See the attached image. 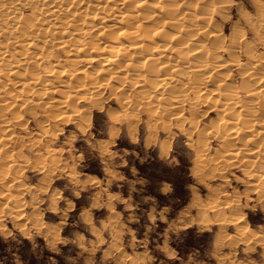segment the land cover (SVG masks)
Returning a JSON list of instances; mask_svg holds the SVG:
<instances>
[{
    "label": "rangeland",
    "instance_id": "rangeland-1",
    "mask_svg": "<svg viewBox=\"0 0 264 264\" xmlns=\"http://www.w3.org/2000/svg\"><path fill=\"white\" fill-rule=\"evenodd\" d=\"M102 1L115 10L119 8L120 11L132 12L134 19H139L140 13L148 12L147 4L151 3L150 0ZM191 1L194 2L191 3ZM216 1L174 0L175 12L176 14L179 12L177 16L181 28L189 25V30H184L182 33L184 37L192 32L193 35H187V37L196 39L194 44L206 46L208 52L213 49L212 53L217 52L218 58L212 60L214 63L210 61L212 62L210 69L212 78L217 80L224 76L226 84L228 83L225 88L229 87L228 91L240 90L241 94H239L243 97L246 92L242 89L245 90V86L240 84L246 77L248 79L247 74L264 77V59H260L264 58V0ZM219 2L222 3L217 4ZM226 2L229 7L225 4ZM200 4L202 7L206 6L204 14L200 13L202 8L198 10ZM19 7L17 20L20 23L25 20L21 24L29 25L36 21L37 17L33 15L31 7L28 9L26 5ZM216 11L219 12L216 13ZM69 14L70 12L67 11V18L71 19ZM22 16L28 17L24 19ZM201 17L207 19L203 22L199 19ZM76 20L70 21L68 25L71 31L67 29L71 33L67 31L44 35L41 30H37L20 36L5 29L7 21L2 22L0 17V28L5 29L4 32H0V41L3 40L2 42L5 43L12 41L14 35H16L15 40L34 37L32 38L34 48L37 52L39 50L42 52L41 61L32 68L28 66L30 68L28 72H25L24 68L20 69L22 75H29L31 69H37V72L33 70V73L41 74L52 67L49 69H59L57 71L61 74L65 73L64 70H71L72 73L75 71L73 77L76 79L71 78L67 85L64 83L61 89L58 88V92L55 91L56 93H49L43 85L40 88L33 87L29 91L30 88H19L10 84L17 78L9 71L5 72L13 66L12 63L2 65L3 71L0 72V81L3 83L0 89L3 90L0 93V161L2 162L0 163V264H264V180L262 181L264 179V137L261 133L264 131V123L261 122L262 124L259 125L255 122L257 120H254L258 115V118H263V111L261 112L257 105L255 109L252 108L254 105L250 102L252 100L245 101V109L241 106L236 107L240 114L233 120L237 121L238 127L248 117L249 122L246 121L255 124L252 128L258 129L261 126L257 130L260 135L256 133L257 136L253 135L254 128L250 130L253 133L243 130L250 135L240 133L244 139L239 143L238 139L228 136L226 130L224 133L220 124L217 125L220 121L217 117L220 114H217L220 112V117L227 114L229 116L231 111L227 113H224V110L221 111L224 106L223 96L218 97V101L213 100L216 96L213 97L208 91L210 86L211 89L214 88L210 85L211 80L205 81L207 83L205 87L208 89L201 93L203 89L199 92L197 89L204 86V83L198 86V81L192 82L191 79L185 78L182 80L184 89L182 92L173 94L170 91L163 93L157 91L149 95L135 81L138 78L136 75L114 77V80L104 76L100 71L97 73V69L101 68L99 65L90 64L88 55L104 51L94 47L100 44L102 34L99 31L95 34L94 32L97 31L93 29L105 27L103 29L117 31L119 27H115L120 24L112 16L104 17L102 24L97 18L90 20L85 27L93 25L94 27L85 34L87 46L84 45L80 51L73 52L70 43L63 45L58 43V40L71 36L77 37V40L79 37L83 39L79 29L73 30L71 25L74 23V26H77L75 28H78L80 21ZM47 24L49 21L44 22L45 26ZM202 25L206 26L199 29ZM195 29L198 32L195 33ZM206 30L211 34L202 35L201 33ZM232 32H236L233 34H237V37L234 36L236 38H232ZM39 33L43 35L39 36ZM11 35L13 38L10 37ZM212 39H216L215 43ZM48 40L51 42L49 43ZM20 42L17 41L13 46V52L11 51L14 58L28 50V47H24L23 42ZM18 43L26 50L19 47ZM55 43L59 45H53ZM44 49L46 51L43 52ZM16 51L19 53L17 54ZM230 51H232L231 54L228 53ZM231 58L232 60L228 61ZM47 60L50 63H46ZM234 60L237 62L233 63ZM6 62L8 63V61L4 63ZM59 65L62 68H58ZM85 65L86 68H84ZM77 69H82L85 73L79 75L76 73ZM86 71L94 72L90 74ZM91 79L95 82H89ZM71 83L77 85L72 87ZM191 86L192 88L189 89ZM24 90L28 91L23 94ZM6 91L9 92L6 94ZM81 92H85L84 95ZM160 99L166 102H161ZM86 100L89 101L85 102ZM210 100L212 102H209ZM56 101L59 102L58 105L55 104ZM174 101L175 103H171ZM246 110L251 111L249 113L252 115L248 111L245 112ZM240 118L243 119L241 122ZM64 120L65 122H62ZM208 128L210 129L207 130ZM9 129H11L10 132H8ZM204 131L206 134L202 133ZM211 133L214 134L211 135ZM259 136L263 139L260 140ZM245 137L252 140L256 138V140L243 147L241 145L247 139ZM188 138L192 141L190 142ZM199 138L203 140V145L206 147L202 146ZM225 138H228L226 141L230 140V147L235 144L231 147L232 149L230 148L231 150L224 148L229 147L228 141L224 142ZM197 140L200 142L198 143ZM199 146L204 148L201 149ZM235 146L239 147L235 148ZM4 150L5 154L8 152V157L5 156ZM196 150L201 153H197ZM229 154L233 156L231 155L230 158ZM244 160H247L249 166ZM259 164L260 167H258ZM244 169L246 171H242ZM254 171L259 173L256 174ZM261 186L263 187L260 189ZM16 193L17 196H15ZM17 211L22 214L19 212L17 214ZM15 213L19 215L17 218Z\"/></svg>",
    "mask_w": 264,
    "mask_h": 264
},
{
    "label": "bare ground",
    "instance_id": "bare-ground-1",
    "mask_svg": "<svg viewBox=\"0 0 264 264\" xmlns=\"http://www.w3.org/2000/svg\"><path fill=\"white\" fill-rule=\"evenodd\" d=\"M113 1H115V0H112V2ZM139 1V0H138ZM144 1V0H143ZM147 1V0H146ZM151 1V3L150 4H147V9L146 10H148V12H146V13H144L143 11V13L141 14L140 13V15H141V17L139 18V19H134V15H132L131 13L132 12H128L127 10L126 11H120L119 10V8H118V10H115V9H113L111 6H109V4H107V3H103V1L101 2V0H0V17L2 18V22H3V20L6 22L7 21V25H6V27H5V29H8V30H10L11 32H13L12 34H17V35H20L21 36V34L23 35L24 33H34L35 31H37V30H41V32L45 35V34H53V33H64V32H67L68 31V25L70 24V21L72 22L73 20L75 21L76 19L75 18H77V19H79V20H76V21H80V26H82V25H84V26H82V27H78V28H75V27H77V26H74V23H72L71 25H73L72 27L74 28H72L73 30H76V29H79V33L80 34H82L83 35V39H81L82 37H79V39H81V41H78L76 38L77 37H69V38H67V39H60V40H58L59 42L58 43H60V44H63V45H65L66 43H70V45L72 46L71 47V50L73 51V52H76V51H80L81 49H83L84 48V45L85 46H87V41H86V39H85V34H87L88 33V31H90V30H92L93 29V27H94V25L93 26H87V27H85V24L86 23H88V22H90V20H94V19H98L99 21V23L101 22V21H104L103 20V18L104 17H110V16H112V17H115L117 20H118V22H119V24H120V26H116L115 28H118L117 29V31L115 30H112V31H110V30H106V29H103V28H105V27H101V29H93L94 31H97V32H94L95 34H98V31H99V33H101L102 35H101V38H100V44L99 45H97L96 44V46H94L97 50H99V48H101L102 50L101 51H104V52H102V53H99V51L96 53L95 51H96V49H94L95 51V55H88L89 56V59H88V61H89V63L90 64H92V65H99L100 66V68L101 69H97V73H98V71H100V72H102L103 74H104V76L106 75L107 77H109V78H119V77H124V76H127V75H129V74H133V75H136L137 77H134V78H137V80H135V81H137L138 83V85H141L143 88H144V90L145 91H147L148 93H149V95L151 94V92H157L158 91V93H163V92H171V93H175V92H177V93H179V92H182L184 89H183V85H182V80L184 79L185 80V78H189V80L191 79V81L192 82H196V81H198V86L200 85V83H204V86L202 85V87H200V88H198V86H196V87H194V88H196L197 90H198V92L200 91V90H202V91H200V93L201 92H203V91H206L207 89H208V87H205V85L207 86V83H205V81L206 80H211L210 82L212 83V84H210L209 83V81H208V83L210 84V85H213L214 86V88L213 89H211L212 87L210 86L209 87V93L214 97V95L217 97H215L213 100L214 101H218V97L220 98V97H222L223 96V104H224V106H223V109L221 110L222 112H223V110H224V113L226 112L227 113V111H231V112H229V116L231 115V117H229L228 116V114L225 116V115H223L222 117H220L221 116V113L219 112L217 115H219V116H217L219 119H220V121H218V118H217V121H218V123H217V125H219L220 124V127L222 128V129H224V133H225V130L228 132V136H231L232 137V139H238V141H239V143H240V141L242 140V139H244L242 136H240V133H245V132H251V133H253L252 131H250L251 129H255V127H253L252 128V126L253 125H255V124H250V123H248L249 121L247 120V119H249V117L246 119V120H243L242 118H240L241 120H240V122L243 120V121H245V122H247V123H245V122H241V123H243V124H241L239 127L237 126V125H239V124H236L237 123V121L235 120H233L234 119V117L236 116V115H239L240 114V112H239V110H236V107H240L241 106V108H244L245 109V107H246V104H245V101L246 100H252V101H250V102H252L254 105L252 106V108H256L257 106H259L258 108H259V110L264 114V77H256V76H254L252 73H250V74H247L248 75V79H244V77L242 78V79H244V81H242V83L240 84L241 86L242 85H244L243 87H244V89L245 90H243L242 89V87L240 86V88L242 89V91L243 92H246L245 93V95L243 96V97H241V93H240V90H238L237 91V89L236 90H233V89H231V90H233V91H228L227 90V88H229V87H226L225 88V85L227 86L228 85V83L226 84V80H225V77L223 76V77H221V78H217V80L215 79H213L212 78V76H211V73H210V69H211V65H212V62L214 63V61H212V60H214V59H217L218 58V54H217V52H213L212 53V51H214V49L211 51V52H208L206 49V46L204 47V45H203V47L202 46H200V44L199 45H197V43L196 44H194L195 43V40L196 39H194V38H189V37H187V35L184 37V35L182 34L183 33V31L185 30V31H187V30H189V25L188 26H185V27H183V28H181V24H180V22H179V19H178V14H179V12H177L178 14H176V12H175V7H174V5H175V3H174V0H150ZM149 1V2H150ZM179 1H181V0H179ZM208 1V0H207ZM219 0H217L216 2H218ZM228 1V0H227ZM232 1H234V0H232ZM134 2V1H133ZM149 2H147V3H149ZM186 2V1H185ZM192 2H194V1H191V3ZM197 2V1H196ZM137 3V2H136ZM198 3V2H197ZM201 3V2H200ZM220 3H222V2H219V3H217V4H220ZM228 2H226L225 4H227ZM126 4V3H125ZM183 4H185V3H183ZM206 4H208V3H206ZM232 4V3H231ZM262 4V3H261ZM260 4V5H261ZM23 5V7H24V5H26L27 6V9L28 8H32L33 9V15L35 16V17H37V19L36 18H34V19H36V21H34V22H32L31 20H29V21H31L32 23L31 24H29V25H23V24H21V23H23L25 20H23V22H19L17 19H18V11L20 10H18L17 11V9L18 8H20L19 6H22ZM186 5V4H185ZM190 5V4H189ZM204 5V4H203ZM209 5V4H208ZM228 5V4H227ZM126 6V5H125ZM145 6H146V4H145ZM187 6V5H186ZM192 6H194V4H192ZM226 6V5H225ZM140 7H142V6H140ZM190 7H191V5H190ZM204 7H206V6H201V4H200V7H198V10H199V8H202L201 10H202V12H200V13H203L204 14V12L203 11H205V8ZM210 7V6H209ZM212 7V6H211ZM228 7H229V5H228ZM127 8V7H126ZM126 8H124V9H126ZM145 8V7H144ZM222 8V7H221ZM221 8H219V9H221ZM225 8V7H224ZM140 9H142V8H140ZM72 10V11H71ZM123 10V9H122ZM143 10V9H142ZM193 10V9H192ZM221 10H224L225 11V9H221ZM70 12V17H71V19H69V18H67V15H66V12ZM145 11V10H144ZM165 11V12H164ZM200 11V10H199ZM223 11V12H224ZM102 12H104L103 14H101ZM140 12V11H139ZM181 12V11H180ZM217 12H219V11H216V13ZM134 13V12H133ZM189 13V12H188ZM212 13H214V12H212ZM211 13V14H212ZM215 13V14H216ZM101 14V15H100ZM181 14V13H180ZM190 14H192V13H190ZM68 15V16H69ZM197 15H199V14H197ZM189 16H191V15H189ZM202 16V15H201ZM203 16H205V15H203ZM211 16V15H210ZM223 16V15H222ZM26 17H28V16H26ZM25 17V18H26ZM185 17H188V16H185ZM22 18H24V16H22ZM21 18V19H22ZM24 18V19H25ZM223 18H225V17H223ZM27 19V18H26ZM101 19V20H100ZM201 21H203L204 22V20L205 19H207L206 17L204 18V17H201V18H199ZM244 19V18H243ZM9 20L11 21V22H9ZM112 20V19H111ZM244 20H246V19H244ZM20 21H22V20H20ZM29 21H27V22H29ZM45 21H49V24H47L46 26L44 25V22ZM105 21H107V20H105ZM109 21V20H108ZM207 21V20H206ZM205 21V22H206ZM213 22V21H212ZM0 23H1V21H0ZM76 23V22H75ZM98 23V24H99ZM112 23H114V22H112ZM150 23H152L151 25H149ZM207 23H208V21H207ZM215 23H218V22H215ZM4 24H6V23H4ZM3 24V25H4ZM77 24V23H76ZM75 24V25H76ZM97 24V25H98ZM101 24H102V22H101ZM105 23H103V25H104ZM192 25H193V23H191ZM197 24V23H196ZM213 24V23H212ZM211 24V25H212ZM78 25V24H77ZM208 25V24H207ZM41 26H43V27H41ZM108 26V25H107ZM206 26V25H205ZM204 25H202V27H199V29L200 28H202L203 29V27H205ZM216 24L214 25V28L216 29ZM219 26V25H218ZM2 27V26H1ZM83 27H84V29H83ZM122 27V28H121ZM68 28V29H67ZM109 28H110V26H109ZM113 28V27H112ZM5 29L4 28H0V32H4L5 31ZM197 29V28H196ZM195 29V33L196 32H198L197 30ZM213 29V28H212ZM220 29V28H219ZM101 30V31H100ZM208 30H209V28H208ZM208 30H206L205 32H202L201 34L202 35H204V33H205V35H206V33H208L209 31ZM217 30H218V28H217ZM216 30V31H217ZM69 31H71L70 29H69ZM68 31V33H71V32H69ZM87 31V32H86ZM203 31V30H202ZM215 31V30H214ZM113 32V33H112ZM199 32H201V30L199 31ZM212 32V31H211ZM7 33H9V31L7 32ZM78 33V34H79ZM192 32H190V35H193V34H191ZM194 33V32H193ZM214 33V32H213ZM234 33H236V32H232L231 34L233 35ZM3 34V33H2ZM42 34V35H43ZM208 34H211V33H208ZM7 35V34H6ZM5 35V36H6ZM26 35V34H25ZM42 35H40V33H39V36H42ZM71 35H74V34H71ZM190 35H188V36H190ZM236 35V37H237V34H235ZM235 35H233V37L232 38H236V37H234ZM2 36H4V35H2ZM38 36V37H39ZM79 36V35H78ZM10 37H12V35L10 36ZM15 37H16V35H14V40H12V41H8V39H5V40H7L8 42H2V41H0V72L1 71H3L2 69V65L4 66V65H11V63L13 64V66L12 67H10V68H8L5 72H8L9 71V73H12V74H14V76L16 75L17 76V78H15L16 80L14 81L13 80V83L11 82L10 84H13L14 86H16V87H19V88H30V90L29 91H31V88H33V87H36V86H39L38 88H40L42 85L45 87L46 86V90L47 91H49V93L50 92H55V91H57L58 90V88H60V87H62V86H64V83L67 85V83H68V81L71 79V78H74L75 79V77H73V75L75 74L74 72L72 73L71 72V70H68V71H66V70H64L65 71V73H63V74H61L60 73V71L58 72L57 70H59V69H56L55 70V68L54 69H49V68H52V67H49L48 68V70L47 71H45L44 73H41V74H39V73H33V70H37V69H31L30 71H29V75H22V73L20 72L23 68L25 69V72H28V69H30V68H32V66H35V65H37L40 61H41V59H42V52L39 50L38 52L36 51L37 49H35L34 47H35V44H34V39H32V38H34V37H30V38H28L27 36V38H25V37H23V38H21V39H19V40H15ZM19 37V36H18ZM48 37V36H47ZM50 37H51V35H50ZM58 37V36H57ZM67 37V36H66ZM194 37H196V36H194ZM208 37V36H207ZM213 37L214 38H216V36L215 35H213ZM231 37V36H230ZM229 37V38H230ZM13 38V37H12ZM87 38V37H86ZM197 38V37H196ZM10 39V38H9ZM45 39V38H44ZM50 39H52V38H50ZM49 39V40H50ZM1 40V39H0ZM49 40H48V42H49ZM97 40H98V38H97ZM218 40V39H217ZM222 40V39H221ZM225 40V39H224ZM232 40H234V39H232ZM242 40V39H241ZM247 40V39H246ZM19 42V41H21L20 43H22L23 42V46L24 47H28V50H26V48H24L23 46H21L19 43V47H22V48H24V50H26V51H24V52H21L20 54H19V56L17 55V57L15 56V58H14V56H13V54L11 53V51H12V49H13V46L15 45V43L16 42ZM42 41V40H41ZM93 41V40H92ZM99 41V40H98ZM214 41H216V39H212V42L213 43H215ZM219 41V40H218ZM47 42V41H46ZM46 42H41V43H46ZM51 42V41H50ZM49 42V43H50ZM198 42V41H197ZM240 42V41H239ZM246 43L247 42H249V41H245ZM37 43V42H36ZM48 43V44H49ZM57 43V42H56ZM53 44V45H59V44ZM217 44V43H216ZM26 45V46H25ZM36 45H38V44H36ZM88 45H89V43H88ZM210 45H214V44H210ZM233 45V44H232ZM56 46H54V47H56ZM216 46V45H215ZM224 46H225V44H224ZM247 46V45H246ZM70 47V46H69ZM69 47H67V48H69ZM218 48L220 47V46H217ZM231 47V46H230ZM37 48V47H36ZM86 48V47H85ZM216 48V47H215ZM248 48H250V47H248ZM230 49V48H229ZM229 49H227V50H229ZM233 50H234V48H232ZM244 49H245V47H244ZM243 49V50H244ZM30 50H31V52H30ZM251 50V49H250ZM44 51H46L45 49L43 50V52ZM90 51V50H89ZM222 51V50H221ZM13 52V51H12ZM17 52V51H16ZM53 52H55V51H53ZM53 52H52V55L54 56V54H53ZM227 52V51H226ZM234 52V51H233ZM244 52H245V50H244ZM246 52H247V50H246ZM249 52V51H248ZM19 52H17V54H18ZM83 53V52H82ZM220 53V52H219ZM228 53H232V51H230V52H228ZM67 54V53H66ZM81 54V53H80ZM81 55H83V54H81ZM233 56V55H232ZM46 57V56H45ZM69 57H72V56H69ZM74 57H76L77 58V56H74ZM74 57H73V59H74ZM81 57H83V56H81ZM230 58V57H229ZM234 58V57H233ZM12 59V60H11ZM55 59V58H54ZM56 59H58V58H56ZM72 59V60H73ZM160 59H162V61H158V60H160ZM260 59H264L263 57L262 58H260ZM228 60V59H227ZM232 60V58L230 59V60H228V61H231ZM237 60V59H236ZM5 61H8V63L6 62V63H4ZM55 61V60H54ZM53 61V62H54ZM83 61V60H82ZM210 61H212V62H210ZM50 63V61H48L47 60V62L46 63ZM66 62V61H65ZM77 62V61H76ZM223 62V61H222ZM237 61H233V63H236ZM262 62V61H261ZM59 63V62H58ZM62 63V62H61ZM71 63H72V61H71ZM88 63V62H87ZM260 63V62H259ZM259 63L257 64V65H259ZM75 64V63H74ZM78 64H80V63H78ZM90 64H88V65H90ZM42 65V64H41ZM53 65V64H52ZM58 65V64H57ZM87 65V64H86ZM86 65H85V67L84 68H86ZM235 65H237V64H235ZM234 65V66H235ZM28 66H31L30 68L28 67ZM50 66H51V64H50ZM64 66V65H63ZM99 66H95L96 68H99ZM57 67V66H56ZM61 66L59 65V67L58 68H60ZM252 67V66H251ZM6 67H4V69H5ZM62 68V67H61ZM67 68V67H66ZM71 68V67H70ZM21 69V70H20ZM65 69V68H64ZM68 69V68H67ZM72 69V68H71ZM76 69V68H75ZM92 70H93V68H91ZM78 70V69H77ZM86 70H88V69H86ZM90 70V69H89ZM246 71V70H245ZM249 72H250V70H248ZM264 71V70H263ZM23 72V71H22ZM37 72V71H36ZM63 72V71H62ZM88 72H90V71H88ZM87 71H86V73H88ZM92 72H94V71H92ZM92 72H90V74H92ZM244 72V71H243ZM253 72V71H252ZM20 73V74H19ZM77 74H79V75H82L83 73H85L84 72V70H82V69H80V70H78L77 72H76ZM96 73V72H95ZM3 74V73H2ZM1 74V75H2ZM6 74V73H5ZM261 74V73H260ZM264 74V73H263ZM4 75V74H3ZM2 75V76H3ZM19 75H20V77H19ZM13 76V77H14ZM72 76V77H71ZM85 76H86V74H85ZM94 76V75H93ZM246 76V75H245ZM260 76V75H259ZM5 77H7V76H5ZM82 77V76H81ZM130 77V76H129ZM227 77V76H226ZM115 78H114V80H115ZM130 78H132V76L130 77ZM4 79V78H3ZM83 79V78H82ZM93 79V78H92ZM87 80V82L89 81V82H91V81H93V80ZM95 79V78H94ZM100 79V78H99ZM103 79V78H102ZM127 79V78H126ZM241 79V80H242ZM4 80H6V79H4ZM76 80V79H75ZM74 80V81H75ZM81 80V79H80ZM113 80V79H112ZM129 80V79H128ZM132 80H134V79H132ZM7 81V80H6ZM73 81V80H72ZM97 81V80H96ZM120 81V80H119ZM1 82V81H0ZM5 82V81H4ZM88 82V83H89ZM93 82H95V81H93ZM244 82V83H243ZM70 83V82H69ZM82 83V82H81ZM135 83V82H134ZM191 83V82H190ZM3 83L1 82L0 83V89H2L1 87L3 86L2 85ZM72 84V83H71ZM79 85H80V83H78ZM92 84H96V83H92ZM131 84H132V82H131ZM186 84V83H185ZM195 84V83H194ZM75 85H77V84H75ZM75 85H73L72 84V87L74 86L75 87ZM82 85V84H81ZM85 85H87V84H85ZM90 85V84H89ZM101 85H103V84H101ZM189 85V84H188ZM5 86V85H4ZM95 86V85H94ZM209 86V85H208ZM16 87H15V89H16ZM80 87V86H79ZM91 87V86H90ZM114 87V86H113ZM118 87H120V86H118ZM141 87V88H142ZM222 87H224V88H222ZM232 87V86H231ZM230 87V88H231ZM37 88V89H38ZM68 88V87H67ZM192 88V86L191 87H189V89H191ZM233 88V87H232ZM61 89V88H60ZM91 89V88H90ZM92 89H93V87H92ZM101 89H102V87H101ZM188 89V87H187V90H189ZM195 89V90H196ZM12 90V89H11ZM19 90H21V89H19ZM35 90V89H34ZM68 90V89H67ZM96 89H95V87H94V91H95ZM98 90H100V89H98ZM144 90H142V91H144ZM3 90H0V93L2 92ZM17 91V90H16ZM26 91H28V90H24L23 91V94H24V92H26ZM38 91H39V89H38ZM41 91H45V90H41ZM87 91H88V89H87ZM9 91H6V94L8 93ZM11 92V91H10ZM58 92V91H57ZM73 92V91H72ZM188 92H190V91H188ZM195 92H197V91H195ZM195 92H193V93H195ZM13 93V92H12ZM14 93H16V92H14ZM56 93V92H55ZM76 93V92H75ZM84 93L85 92H81V94L82 95H84ZM87 93V92H86ZM94 93V92H93ZM142 93H144V92H142ZM157 93V94H158ZM183 93H185V92H183ZM240 93V94H239ZM66 94V93H65ZM70 94V93H69ZM80 94V93H79ZM78 94V95H79ZM156 94V93H155ZM167 94V93H166ZM61 95V94H60ZM64 95V94H63ZM68 95V94H67ZM147 95V94H146ZM152 95V94H151ZM154 95V94H153ZM165 95V94H164ZM168 95V94H167ZM172 95V94H171ZM171 95L169 96V97H171ZM185 95V94H184ZM195 95V94H194ZM243 95V94H242ZM47 96V95H46ZM58 96H59V94H58ZM65 96V95H64ZM123 96V95H122ZM122 96H121V99H122ZM157 96H159V95H157ZM161 96H163V95H161ZM199 96V95H198ZM203 96H205V95H203ZM203 96H201V97H203ZM9 97H11V96H9ZM45 97V96H44ZM52 97V96H51ZM61 97V96H60ZM74 98H76L75 96H73ZM79 97H81V96H79ZM149 97V96H148ZM174 97V96H173ZM177 97V96H176ZM179 97V96H178ZM188 96L186 95V99H188L187 98ZM194 97H196V96H194ZM200 97V98H201ZM117 98V97H116ZM183 98V97H182ZM181 98V99H182ZM193 98V97H192ZM50 99V98H49ZM61 99H63L62 97H61ZM79 99V98H78ZM86 99V98H85ZM88 99V98H87ZM94 99V98H93ZM157 99V98H156ZM165 99L166 100H168L167 99V97H165ZM170 99H173V98H170ZM179 98H177V100H178ZM211 99V98H210ZM51 100V99H50ZM57 100H58V97H57ZM125 100V99H124ZM133 100V99H132ZM166 100L164 101L163 99H160V101L162 102V101H164V102H166ZM177 100H175V101H177ZM190 100H192L191 98H190ZM195 100V99H194ZM61 101V100H60ZM72 101V100H71ZM74 101H76V100H74ZM89 101V100H88ZM87 100L85 101V102H88ZM94 101V100H93ZM137 101V100H136ZM175 101L174 102H171V103H175ZM179 101L181 102V100L179 99ZM179 101H177V102H179ZM196 101V100H195ZM231 103H230V102ZM146 102V101H145ZM148 102V101H147ZM179 102V103H180ZM183 102V101H182ZM201 102V101H200ZM209 102H212L211 100L209 101ZM57 103H59L58 101H56L55 102V104H57ZM62 103V102H61ZM97 103V102H96ZM95 103V104H96ZM133 103H134V101H133ZM132 103V104H133ZM158 103V102H157ZM202 103V102H201ZM54 104V103H53ZM52 104V106H55V105H53ZM70 104V103H69ZM68 104V105H69ZM94 104V105H95ZM167 104V103H166ZM192 104H193V102H192ZM229 104H233V106H229ZM58 105V104H57ZM169 105V104H168ZM181 105H182V103H181ZM194 105V104H193ZM252 105V104H251ZM257 105V106H256ZM96 106V105H95ZM156 106V105H155ZM167 106V105H166ZM166 106H164L165 108H166ZM170 106H171V104H170ZM178 106V105H177ZM214 106V105H213ZM256 106V107H255ZM50 107V106H49ZM66 107H68V106H66ZM77 107V106H76ZM83 107H86V106H83ZM82 107V108H83ZM89 107V106H88ZM128 107V106H127ZM134 107V106H133ZM222 107V106H221ZM249 107V106H248ZM3 108V107H2ZM62 107H60V109H61ZM65 108V107H64ZM72 108V107H71ZM191 108V107H190ZM200 108V107H199ZM72 109H74V108H72ZM87 109V108H86ZM179 109V108H178ZM197 109V108H196ZM237 109H239V108H237ZM244 109H243V111H244ZM247 109H249V108H247ZM254 109L252 110V112L254 111ZM1 110V109H0ZM56 110V109H55ZM64 110H66V109H64ZM203 110H207V109H203ZM250 110V109H249ZM76 111V110H75ZM128 111V110H127ZM240 111H241V109H240ZM248 110H246L245 112H247ZM258 111V110H257ZM256 111V112H257ZM259 111V112H260ZM63 112H65V111H63ZM181 112V111H180ZM249 112H251V111H248V113ZM175 113V112H174ZM176 113H178V112H176ZM231 113V114H230ZM258 113V112H257ZM257 113H255V114H257ZM12 114H14V113H12ZM83 114V113H82ZM129 114V113H128ZM243 114V113H242ZM247 114V113H246ZM245 114V115H246ZM250 114V113H249ZM58 115V114H57ZM61 115V114H60ZM175 115V114H174ZM176 115H178V114H176ZM248 115V114H247ZM250 115H252V114H250ZM53 116V115H52ZM70 116V115H69ZM84 116V115H83ZM179 116V115H178ZM228 116V117H227ZM240 116H242V115H240ZM240 116H238V117H240ZM262 116V115H261ZM1 117V116H0ZM10 117V116H9ZM56 117V116H55ZM124 117V116H123ZM259 117V115L254 119V120H257V121H255V122H258L259 123V125L260 124H262V123H264V117L263 118H258ZM6 118V117H5ZM12 118V117H11ZM134 118V117H133ZM190 118H192L191 116H190ZM189 118V119H190ZM258 118V119H257ZM245 119V118H244ZM133 120V119H132ZM215 120V119H214ZM253 120V121H254ZM2 121H4V120H2ZM85 121V120H84ZM83 121V122H84ZM16 122V121H15ZM59 122V121H58ZM62 122H65V120L64 121H62ZM62 122H60V123H62ZM239 122V123H240ZM262 122V123H261ZM9 123V122H8ZM212 123H213V121H212ZM251 123H253V122H251ZM6 124V123H5ZM13 124V123H12ZM129 124V123H128ZM21 125V124H20ZM131 125V124H130ZM216 125V126H217ZM258 125V124H257ZM256 125V126H257ZM14 126V125H13ZM12 126V127H13ZM19 126V125H18ZM80 126V125H79ZM129 126V125H128ZM209 126V125H208ZM130 127H132V126H130ZM214 127H215V125H214ZM260 128H261V126H259ZM262 127H263V125H262ZM7 128V127H6ZM42 128V127H41ZM78 128H80V127H78ZM260 128H258V129H255L254 130V133H253V135H256V133H259L257 130H259ZM81 129V128H80ZM82 129H83V127H82ZM210 128H208L207 130H209ZM216 129H217V127H216ZM10 130L11 129H9V131L8 132H10ZM130 130V129H129ZM207 130H205V131H207ZM214 129H212V131H213ZM245 132H244V131ZM1 131V130H0ZM200 131V130H199ZM205 131L204 132H202V133H204V134H206L205 133ZM211 131V130H210ZM215 131V130H214ZM263 131V130H262ZM216 132H217V130H216ZM221 132H222V130H221ZM262 133V136L264 137V131L263 132H261ZM9 134V133H8ZM51 134H53V132L51 133ZM214 134V133H213ZM212 133H211V135H213ZM219 134H221V133H219ZM246 134V133H245ZM3 135H6V134H3ZM11 135V134H10ZM246 135H250V134H246ZM259 135H260V133H259ZM205 136V135H204ZM227 135H226V137H228ZM257 136V135H256ZM262 136H259L260 138V140L261 139H263V137ZM10 137V136H9ZM203 136H201V138H202ZM206 137H207V135H206ZM242 137V138H241ZM248 137H250V136H248ZM252 137H255V136H252ZM262 137V138H261ZM5 138V137H4ZM204 138V137H203ZM245 138H247V137H245ZM12 139H13V137H12ZM189 139V138H188ZM198 139V138H197ZM221 139V138H220ZM226 139H228V138H225V141H224V139H223V141L224 142H226L227 143V141H228V146L229 147H227V146H225L224 148L226 149V148H229L228 150H231L232 148V146H234V145H232L231 147H230V145H229V141L230 140H227L226 141ZM258 139V138H257ZM1 140V139H0ZM14 140V139H13ZM12 140V141H13ZM190 140V139H189ZM199 140H201L200 138H199ZM256 140V138H253V140H252V138H247L243 143H242V145L241 146H243V145H248V144H250V143H252V142H254ZM192 141V139L190 140V142ZM189 142V141H188ZM188 142H187V144H188ZM197 142H198V140H197ZM196 142V143H197ZM200 142V141H199ZM198 142V143H199ZM2 143H3V140H2ZM201 143H202V146H205V145H203V140H201ZM201 143L199 144V145H201ZM225 143V144H226ZM190 144V143H189ZM218 144V143H217ZM238 144V143H237ZM236 144V145H237ZM264 144V143H263ZM262 144V145H263ZM191 145V144H190ZM224 145V144H223ZM257 145V144H256ZM255 145V146H256ZM11 146H12V144H11ZM189 145H187V147H188ZM254 146V147H255ZM5 147V146H4ZM199 147H201V146H199ZM206 147V146H205ZM237 147H239V146H237ZM236 146H235V148H237ZM244 147V146H243ZM245 147H247V146H245ZM253 147V148H254ZM7 148H8V146H7ZM7 148H5L6 150H7ZM16 148V147H15ZM47 148V147H46ZM204 148V147H203ZM202 147H201V149H203ZM223 148V146H222V149H224ZM231 148V149H230ZM249 148V147H248ZM260 148V147H259ZM263 148H264V146H263ZM20 149V148H19ZM197 149H199V148H197ZM206 149V148H205ZM252 148H250V150H251ZM227 150V149H226ZM225 150V151H226ZM237 150V149H236ZM240 151H241V148L239 149ZM249 150V149H248ZM253 150H255V149H253ZM37 151V150H36ZM46 151V150H45ZM197 151V150H196ZM202 151V150H201ZM204 151V150H203ZM223 151V150H222ZM239 151V152H240ZM242 151H243V149H242ZM13 152V151H12ZM53 152V151H52ZM200 152V151H199ZM198 151H197V153H199ZM221 152V151H220ZM227 152H229V151H227ZM231 153H232V151H230ZM244 152H249V151H244ZM250 152H252V151H250ZM249 152V153H250ZM2 153V152H1ZM8 152H6V154H5V150H4V154H5V156H7L8 157V154H7ZM201 153V152H200ZM240 153H243V152H240ZM10 154V153H9ZM15 154H17V153H15ZM226 154V153H225ZM236 154V153H235ZM256 154V153H255ZM13 155V154H12ZM17 155H19V154H17ZM17 155H15V156H17ZM59 155V154H58ZM218 155H220V154H218ZM217 155V156H218ZM231 155L232 154H229V157L231 158ZM241 155V154H240ZM198 156V155H197ZM196 156V157H197ZM201 155H199L198 157H200ZM227 156V155H226ZM233 156V155H232ZM242 156H244V155H242ZM255 156V155H254ZM19 157H21V156H19ZM19 157H16V158H19ZM37 157V156H36ZM41 157H42V155H41ZM44 157V156H43ZM57 157V156H56ZM56 157H53V158H56ZM219 157V156H218ZM229 157H227V158H229ZM240 157V156H239ZM253 157V156H252ZM257 157H259V156H257ZM264 157V156H263ZM221 158H224V157H221ZM220 158V159H221ZM233 158V157H232ZM244 158V157H243ZM245 158H248V157H245ZM19 159H22V158H19ZM52 159V158H51ZM233 159H235V158H233ZM238 158L236 157V160H237ZM240 160H242L241 159V157L239 158ZM248 159H251V158H248ZM258 159V158H257ZM260 160H261V158H259ZM13 160H14V158H13ZM55 160V159H54ZM210 160H212V159H210ZM226 160V159H225ZM228 160V159H227ZM226 160V161H227ZM259 160V161H260ZM16 161V160H15ZM14 161V162H15ZM202 161V160H201ZM208 161V160H207ZM220 161V160H219ZM221 161H224V160H221ZM244 161H246L247 162V160H244ZM253 161H254V159H253ZM13 162V161H12ZM52 162H54V161H52ZM203 162V161H202ZM243 162V161H242ZM251 162V161H250ZM249 162V163H250ZM0 163H2L1 161H0ZM55 163V162H54ZM200 163V162H199ZM231 163H232V161H231ZM237 163V162H236ZM225 164V163H224ZM240 164V163H239ZM247 164H248V162H247ZM252 164V163H251ZM260 164L261 165H263L261 162H260ZM260 164H259V166L258 167H260ZM1 165H3V164H1ZM6 165H7V163H6ZM244 165V164H243ZM32 166V165H31ZM228 166V165H227ZM230 166V165H229ZM241 166V165H240ZM248 166H249V164H248ZM43 167V166H42ZM244 167V166H243ZM242 167V168H243ZM257 167V168H258ZM262 167V166H261ZM5 168H7V166L5 167ZM33 168V167H32ZM213 168V167H212ZM224 168H225V166H224ZM245 168V167H244ZM251 168V167H250ZM42 169V168H41ZM61 169V168H60ZM254 169V168H253ZM260 169V168H259ZM222 170V169H221ZM220 170V171H221ZM255 170V169H254ZM256 170H258V169H256ZM8 171V170H7ZM17 171V170H16ZM49 171V170H48ZM52 171V170H51ZM72 171V170H71ZM210 171V170H209ZM219 171V172H220ZM242 171H246L245 169L244 170H242ZM252 171V170H251ZM12 172V171H11ZM14 172V171H13ZM73 172V171H72ZM212 172V171H211ZM255 172V171H254ZM254 172H252V173H254ZM2 173H4V172H2ZM66 173V172H65ZM256 174L257 173H259V172H255ZM261 173H262V171H261ZM244 174V173H243ZM246 174V173H245ZM255 174V175H256ZM250 175V174H249ZM248 175V176H249ZM261 176H262V174H260ZM2 177V176H1ZM253 177V176H252ZM257 177V176H256ZM223 178V177H222ZM251 179V178H250ZM255 179V178H254ZM264 179H262V181H263ZM253 181V180H252ZM255 181V180H254ZM257 181V180H256ZM262 181H260V183H263ZM46 183H48V182H46ZM249 183V182H248ZM7 184V183H6ZM252 184V183H251ZM254 184V183H253ZM256 184H258V183H256ZM261 185V184H260ZM259 185V186H260ZM3 186V185H2ZM82 187V186H81ZM263 186H261L260 187V189L262 188ZM37 189V188H36ZM263 189H264V187H263ZM18 190V189H17ZM1 191V190H0ZM19 191H20V189H19ZM33 192V191H32ZM262 192V191H261ZM36 193V192H35ZM25 194V193H24ZM258 194V193H257ZM19 195V194H18ZM2 196V195H1ZM15 196H17V193L15 194ZM260 196V195H259ZM227 197V196H226ZM229 197V196H228ZM238 197V196H237ZM21 199V198H20ZM222 199V198H221ZM235 200V199H234ZM16 201V200H15ZM14 201V202H15ZM212 201V200H211ZM8 202V201H7ZM28 202H26V204H27ZM222 203V202H221ZM231 203V202H230ZM240 203V202H239ZM241 205V204H240ZM14 206H16V205H14ZM50 206V205H49ZM48 206V207H49ZM13 207V206H12ZM22 207V206H21ZM20 207V209H22ZM239 207V206H238ZM50 208V207H49ZM232 208V207H231ZM17 209V208H16ZM18 209H19V207H18ZM235 209V208H234ZM9 210V209H8ZM24 210V209H23ZM20 213V211H17V214H19ZM23 212V211H22ZM221 212V211H220ZM223 212V211H222ZM230 212H232V211H230ZM16 214V213H15ZM14 214V215H15ZM15 215L16 216V218H17V216H19V215ZM20 214H22V213H20ZM34 215V214H33ZM219 215H221V214H219ZM230 215V214H229ZM22 216H24V215H22ZM36 216V215H35ZM15 218V219H16ZM234 218V217H233ZM232 218V219H233ZM21 219V218H20ZM33 220H35V219H33ZM234 220V219H233ZM36 221V220H35ZM215 221V220H214ZM238 221V220H237ZM18 223V222H17ZM36 224H37V222H36ZM36 224H33V225H36ZM240 224V223H239ZM13 225V224H12ZM22 225H23V223H22ZM32 225V226H33ZM221 225H223V224H221ZM3 226V225H2ZM236 226H238V224L236 225ZM221 227V226H220ZM234 228H235V225H234ZM5 231V230H4ZM244 231V230H243ZM250 231V230H249ZM3 232V231H2ZM238 232H240V231H238ZM253 232V231H252ZM1 233V232H0ZM250 233V232H249ZM254 233V232H253ZM261 233V232H260ZM236 235V234H235ZM53 236V235H52ZM238 236V235H237ZM56 237V236H55ZM248 237V236H247ZM246 237V238H247ZM245 238V237H244ZM244 238H241V239H244Z\"/></svg>",
    "mask_w": 264,
    "mask_h": 264
}]
</instances>
